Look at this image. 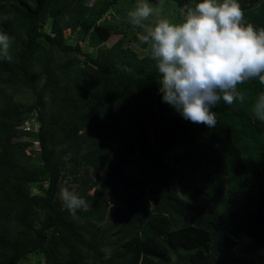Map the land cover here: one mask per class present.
<instances>
[{
    "label": "trees",
    "instance_id": "16d2710c",
    "mask_svg": "<svg viewBox=\"0 0 264 264\" xmlns=\"http://www.w3.org/2000/svg\"><path fill=\"white\" fill-rule=\"evenodd\" d=\"M119 1L0 0L12 38L0 60V264H264V122L253 109L264 84H238L244 101L221 100L212 128L183 120L161 102L150 50L125 47L128 29L105 19ZM173 1L183 17L200 2ZM239 4L242 23L264 28V0ZM34 114L38 132H27ZM68 178L87 202L75 214L59 195Z\"/></svg>",
    "mask_w": 264,
    "mask_h": 264
},
{
    "label": "clouds",
    "instance_id": "9594fccd",
    "mask_svg": "<svg viewBox=\"0 0 264 264\" xmlns=\"http://www.w3.org/2000/svg\"><path fill=\"white\" fill-rule=\"evenodd\" d=\"M151 13L141 0L129 12L131 23L140 25ZM243 18L239 0H200L181 22L160 19L145 37L160 75L161 102L183 120L212 128L217 122L213 108L221 100L244 101L238 84L253 78L264 84V28L245 25ZM11 40L0 31V60H11ZM253 109L255 118L264 122V92ZM59 195L72 214L87 208L86 200L68 188Z\"/></svg>",
    "mask_w": 264,
    "mask_h": 264
},
{
    "label": "rangeland",
    "instance_id": "374dc122",
    "mask_svg": "<svg viewBox=\"0 0 264 264\" xmlns=\"http://www.w3.org/2000/svg\"><path fill=\"white\" fill-rule=\"evenodd\" d=\"M140 2L141 0H120L116 5H114L111 8V10H109L108 14L105 16V19L107 21H111L112 23L122 26L124 29H128L129 33L126 37L125 47H131L141 57H144L149 52L150 46H148L147 49H142L133 40V35H137L139 39L145 40V37L148 36L150 30L156 25V23L160 19H168L169 21L173 23H179L183 20V16H180L178 12L177 3L173 0H146L148 5L152 8V13L150 14L149 17L144 19L140 25H133L131 23L129 12L132 11L136 6H138ZM47 30L49 31V28ZM64 37L70 43H73L76 41V38L73 36L70 30H67L64 33ZM121 37L122 35L112 36L110 40L107 42V45L108 46L113 45ZM87 44L88 43H86L84 47L85 51L96 52V49L92 48L90 45H87ZM40 78L42 80V77ZM10 93L15 97L17 101H20V102L31 101L33 98L32 93L27 89H16V90L10 91ZM31 117L32 118H27L25 122L27 123L36 122V114H34V116H31ZM23 139H25L26 141L33 142L34 144L38 143L37 136L33 134L32 135L26 134V136H23ZM33 150H38V148H35V146L27 147V150H26L27 155H31ZM38 155L39 154H33V157L30 160L32 164L39 163L38 158H37ZM83 173L86 174L88 177L91 176V173L89 171L84 170ZM63 188H68L70 191H73L74 193H76L77 184L73 183L71 178H68L61 182L60 191ZM33 191L35 193H41L43 191V186L36 184L33 186ZM93 192L94 191H91L90 193L92 194ZM39 261H40V257L35 256V257H29L27 260L23 261L21 264H44L43 262L40 263Z\"/></svg>",
    "mask_w": 264,
    "mask_h": 264
},
{
    "label": "built area",
    "instance_id": "2783aa9c",
    "mask_svg": "<svg viewBox=\"0 0 264 264\" xmlns=\"http://www.w3.org/2000/svg\"><path fill=\"white\" fill-rule=\"evenodd\" d=\"M31 123L26 122L23 129L27 132H38L39 127L37 126V124H35V122H31Z\"/></svg>",
    "mask_w": 264,
    "mask_h": 264
}]
</instances>
